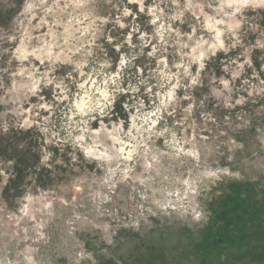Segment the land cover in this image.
Segmentation results:
<instances>
[{
  "label": "clouds",
  "instance_id": "9594fccd",
  "mask_svg": "<svg viewBox=\"0 0 264 264\" xmlns=\"http://www.w3.org/2000/svg\"><path fill=\"white\" fill-rule=\"evenodd\" d=\"M10 7L8 40L19 38L13 55L39 61H29L24 86L25 98L39 102L20 109L31 117L21 126L37 124L45 147L58 144L63 152L70 143L65 167L80 173L83 165L85 174L50 191L34 194L28 186L17 200L19 215L10 218L18 224L28 216L33 227L14 233L0 264H122L120 252L132 245L207 223L209 185L251 172L253 179L264 176V132L257 128L251 143L221 139L227 132L209 128V120L216 123L210 114L196 123L187 91L200 84L205 61L217 49L228 50L226 33L235 37L231 46L240 42L237 30L252 26L264 0H12ZM44 27L47 32L35 37L42 43L29 50L32 32ZM41 83L51 86L50 101L40 95ZM179 89L185 94L178 96ZM184 100L191 102L182 106ZM41 109L48 114L40 116ZM52 156L45 150L41 162L55 174L54 165L64 161L49 163ZM9 175L0 168V194Z\"/></svg>",
  "mask_w": 264,
  "mask_h": 264
},
{
  "label": "rangeland",
  "instance_id": "374dc122",
  "mask_svg": "<svg viewBox=\"0 0 264 264\" xmlns=\"http://www.w3.org/2000/svg\"><path fill=\"white\" fill-rule=\"evenodd\" d=\"M11 2L0 0V25L4 26L0 27V168L11 173L0 194V209H3L0 211V259H3L5 249L15 243L14 233L23 235L24 229L30 232L33 227L34 221L28 216L20 219L18 224L15 218H10L13 213L19 215L17 200L26 194L28 186H32L34 194L38 188L50 191L67 186L73 177L85 174L83 165L80 173L65 167L71 160L68 155L72 151L70 143L63 145V152L58 144L45 147L46 134L37 124L21 126L26 118L31 117L20 109L39 102L38 96L25 98L27 89L24 87L30 83L27 75L31 69L29 61L33 64H39V61L31 56L21 60L13 55L19 38L15 43L8 40L12 34L8 21L14 11L10 7ZM251 23L252 26L245 23L237 30L240 42L234 47L231 45L235 37L230 33L222 37L228 50L217 49L215 56L205 61L200 84L187 90L195 100L193 118L198 125H203V115L210 114L216 123L209 120V128L214 132H227V136L221 139L235 136L246 143L254 141L257 128L264 132V12ZM45 32L46 27L32 32L33 39L27 42L29 50L42 43L35 37ZM44 39L50 40V37L45 36ZM47 63L45 61L41 66V71ZM64 67L58 68L57 73L60 74ZM197 67L192 65L193 74ZM222 80L228 81L227 88ZM185 91L179 89L178 96L184 95ZM40 95L50 101L51 86L46 88L41 83ZM190 102L184 100L181 104L187 106ZM47 114L40 110V116ZM58 116L57 113V127L60 125ZM105 120L107 122V118ZM97 126V122H93V127ZM60 135H65V132L61 130ZM45 150L53 153L49 163L57 158L64 161V164L54 165L55 174L52 168L41 162ZM77 155L83 160L82 153L77 152ZM94 166V161L87 165L89 174ZM256 175L251 172L243 180L226 179L209 185L206 208L211 217L197 231L182 226L175 231L160 232L121 251L118 258L122 264H264V176L253 179ZM58 216L59 210L49 221L51 227L55 228L59 223ZM37 219H40L39 215Z\"/></svg>",
  "mask_w": 264,
  "mask_h": 264
}]
</instances>
